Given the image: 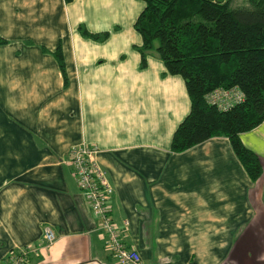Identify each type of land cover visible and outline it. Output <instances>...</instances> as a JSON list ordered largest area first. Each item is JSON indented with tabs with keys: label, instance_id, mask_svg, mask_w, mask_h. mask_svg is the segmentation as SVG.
Returning a JSON list of instances; mask_svg holds the SVG:
<instances>
[{
	"label": "crops",
	"instance_id": "obj_1",
	"mask_svg": "<svg viewBox=\"0 0 264 264\" xmlns=\"http://www.w3.org/2000/svg\"><path fill=\"white\" fill-rule=\"evenodd\" d=\"M142 8L141 0H0V263L29 247L25 264H118L67 161L83 140L97 149L111 220L140 264H264V118L238 135L259 157L255 180L224 136L171 152L189 101L159 59L138 67L132 24ZM78 24L108 37L82 38ZM58 44L65 87L49 54Z\"/></svg>",
	"mask_w": 264,
	"mask_h": 264
},
{
	"label": "trees",
	"instance_id": "obj_2",
	"mask_svg": "<svg viewBox=\"0 0 264 264\" xmlns=\"http://www.w3.org/2000/svg\"><path fill=\"white\" fill-rule=\"evenodd\" d=\"M141 1L143 8L132 24L140 37V43L133 45L138 67L144 68L146 57L153 55L162 62L165 74L182 79L189 101L186 115L172 132L170 151L181 152L210 137L224 136L248 177L255 180L261 173L259 157L238 135L264 118V0H245L246 5L233 7L229 0ZM76 30L95 42L109 34L90 32L83 24ZM4 43L0 37V44ZM49 54L65 87L59 44ZM231 89L242 97L227 108L207 100L212 91Z\"/></svg>",
	"mask_w": 264,
	"mask_h": 264
},
{
	"label": "built area",
	"instance_id": "obj_3",
	"mask_svg": "<svg viewBox=\"0 0 264 264\" xmlns=\"http://www.w3.org/2000/svg\"><path fill=\"white\" fill-rule=\"evenodd\" d=\"M241 93L235 89L215 90L207 95L210 103L219 102V106L227 108L241 100ZM96 147L81 140L73 144L67 151V161L78 189L83 194L91 214L96 221V230L104 239L105 246L118 264H140L137 252L126 248L120 240L119 232L110 217V199L112 188L107 182L104 171L95 159ZM54 240L50 227L42 230V241L45 245ZM33 249L18 247L10 250L0 264H25L27 254Z\"/></svg>",
	"mask_w": 264,
	"mask_h": 264
},
{
	"label": "rangeland",
	"instance_id": "obj_4",
	"mask_svg": "<svg viewBox=\"0 0 264 264\" xmlns=\"http://www.w3.org/2000/svg\"><path fill=\"white\" fill-rule=\"evenodd\" d=\"M236 5H246V1L245 0H229L228 1L229 7H233Z\"/></svg>",
	"mask_w": 264,
	"mask_h": 264
},
{
	"label": "water",
	"instance_id": "obj_5",
	"mask_svg": "<svg viewBox=\"0 0 264 264\" xmlns=\"http://www.w3.org/2000/svg\"><path fill=\"white\" fill-rule=\"evenodd\" d=\"M214 1H216V2H222V1H224V0H214Z\"/></svg>",
	"mask_w": 264,
	"mask_h": 264
}]
</instances>
